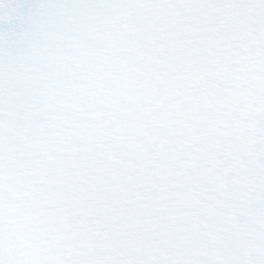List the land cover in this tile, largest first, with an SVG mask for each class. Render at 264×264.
<instances>
[{
    "label": "snow or ice",
    "instance_id": "obj_1",
    "mask_svg": "<svg viewBox=\"0 0 264 264\" xmlns=\"http://www.w3.org/2000/svg\"><path fill=\"white\" fill-rule=\"evenodd\" d=\"M0 264H264V0H0Z\"/></svg>",
    "mask_w": 264,
    "mask_h": 264
}]
</instances>
